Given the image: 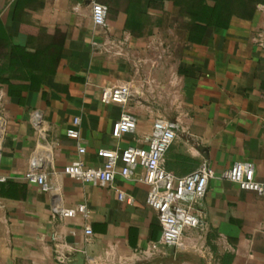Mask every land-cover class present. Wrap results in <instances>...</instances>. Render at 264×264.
Listing matches in <instances>:
<instances>
[{
    "label": "crops",
    "instance_id": "1",
    "mask_svg": "<svg viewBox=\"0 0 264 264\" xmlns=\"http://www.w3.org/2000/svg\"><path fill=\"white\" fill-rule=\"evenodd\" d=\"M92 0H0V114L6 134L0 164V264H264V195L230 180L212 181L197 212L203 228L184 230L185 249L161 246L156 259L137 257L161 226L147 204L149 185L118 175L115 187L61 174L79 158L77 128L89 165H101L103 147H147L159 117L179 120L165 155L168 171L184 176L208 162L217 173L236 161L256 166L264 182V3L250 18L222 11L221 25L203 26L189 12L191 0H98L109 7L110 35L124 42L125 56L100 52L92 40ZM198 4V3H197ZM60 43V58L37 90L12 77L13 46L34 51ZM4 70L5 72H2ZM129 84L126 103H103L104 88ZM39 109L54 145L51 177L67 207L86 204L90 218L54 217L52 196L24 175L39 141L31 120ZM123 111L137 117L134 132L112 136ZM80 117L74 125L73 119ZM123 191L132 200H120ZM91 225L93 234L84 229ZM58 251L67 255L57 260Z\"/></svg>",
    "mask_w": 264,
    "mask_h": 264
},
{
    "label": "built area",
    "instance_id": "2",
    "mask_svg": "<svg viewBox=\"0 0 264 264\" xmlns=\"http://www.w3.org/2000/svg\"><path fill=\"white\" fill-rule=\"evenodd\" d=\"M108 14L109 7L106 4L98 0L91 1L92 31L104 36L103 40L93 39L92 45L100 52L125 56L124 42L116 40L109 33ZM257 42L264 46V29L258 33ZM132 93V86L129 84L107 87L101 93V101L126 105ZM31 120L38 133L39 141L31 155L30 166L24 175L25 179L52 196L54 217L90 218L91 212L86 204H77L72 207L62 204L60 186L53 181L50 170L46 168L47 163H53L54 150L53 143L47 140L48 125L39 109L32 112ZM73 123L78 125L80 117H75ZM136 126L137 117L129 111H123L113 125L112 136L119 139L125 133L134 132ZM181 130L182 124L179 120L159 117L153 123L147 147L131 145L124 149L100 148L97 154L103 159L101 165L85 163L81 156L85 154L86 147L80 142L79 130L71 128L67 131L68 136L78 140L80 157L63 167L61 170L63 175L114 188L118 175L133 179L137 168H143V175L137 180L149 185L147 204L156 210L161 226L158 240L152 241L145 250L137 253V257L146 261L156 259L162 245L185 249L187 246L183 238L185 228L205 227L206 214L197 212L195 205L204 199L212 181L230 180L238 183L242 189L253 190L264 195V182L256 179V166L250 161H236L220 173H217L208 162L201 163L197 169L184 176L168 171L165 167V155ZM5 134L6 120L0 114V164ZM7 180L8 177L0 172V183ZM118 195L120 200H132L123 191H119ZM84 233L86 236L94 233L91 225L85 226ZM57 260L61 263L65 262L67 255L58 251Z\"/></svg>",
    "mask_w": 264,
    "mask_h": 264
},
{
    "label": "trees",
    "instance_id": "3",
    "mask_svg": "<svg viewBox=\"0 0 264 264\" xmlns=\"http://www.w3.org/2000/svg\"><path fill=\"white\" fill-rule=\"evenodd\" d=\"M260 3H264V0H191L188 10L199 24L214 26L221 25L223 10L243 18H250ZM60 51V43L34 51L27 50L26 47L13 46L9 68L16 74H12V77L27 80L28 84L25 87L28 90L39 89L60 58ZM2 72L5 71L2 70ZM0 81L6 82L10 89L14 86L10 79L0 77Z\"/></svg>",
    "mask_w": 264,
    "mask_h": 264
},
{
    "label": "water",
    "instance_id": "4",
    "mask_svg": "<svg viewBox=\"0 0 264 264\" xmlns=\"http://www.w3.org/2000/svg\"><path fill=\"white\" fill-rule=\"evenodd\" d=\"M73 264H84V257H83V255L79 254L77 256V261H75V263H73Z\"/></svg>",
    "mask_w": 264,
    "mask_h": 264
}]
</instances>
